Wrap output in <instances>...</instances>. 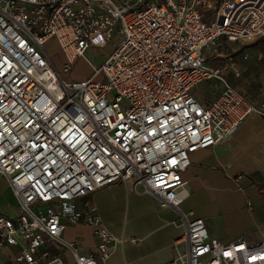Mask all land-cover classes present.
Masks as SVG:
<instances>
[{
    "label": "built area",
    "instance_id": "obj_1",
    "mask_svg": "<svg viewBox=\"0 0 264 264\" xmlns=\"http://www.w3.org/2000/svg\"><path fill=\"white\" fill-rule=\"evenodd\" d=\"M261 38L264 0H0V174L19 203L15 217L0 214V245L24 243L17 264H103L114 236L75 199L117 182L179 210L191 154L264 115L209 61ZM89 47L102 61L77 77ZM206 79L222 84L201 103L192 89ZM181 216L182 249L160 264H264V241L223 242ZM80 220L94 251L61 238Z\"/></svg>",
    "mask_w": 264,
    "mask_h": 264
},
{
    "label": "crops",
    "instance_id": "obj_2",
    "mask_svg": "<svg viewBox=\"0 0 264 264\" xmlns=\"http://www.w3.org/2000/svg\"><path fill=\"white\" fill-rule=\"evenodd\" d=\"M90 73L91 69L77 77ZM214 80L206 79L193 87L201 103L219 93L221 85L205 93V86ZM250 115L230 137L191 154L190 165L182 174L186 195L179 210L161 206L159 196L143 191L133 180L112 183L75 199L78 210L98 216L114 236L103 264L170 260L182 249V244L174 246L186 229L181 213L188 220L201 218L209 236L223 242L264 241V121ZM18 213L17 197L0 174V214L15 217ZM61 238L78 242L83 251H94L99 242L84 220L65 221ZM23 245H0V264H17L15 257Z\"/></svg>",
    "mask_w": 264,
    "mask_h": 264
},
{
    "label": "rangeland",
    "instance_id": "obj_3",
    "mask_svg": "<svg viewBox=\"0 0 264 264\" xmlns=\"http://www.w3.org/2000/svg\"><path fill=\"white\" fill-rule=\"evenodd\" d=\"M46 46L51 53L56 54L55 58L60 57L57 46L53 41L48 42ZM101 55L102 50L89 47L84 53L85 59L82 58L76 62L74 69L76 76H82L84 73L89 72L92 64L98 66L102 61ZM229 55L233 56L238 64L239 76H235L227 66ZM209 64L217 66L223 79L244 93L256 106L264 102V38L256 39L250 43L238 42L231 44L223 50L222 57L211 59ZM210 84L205 86V93L207 94L210 87L212 93L216 87H220L222 82L217 79L211 81ZM254 115L264 121V115L257 111Z\"/></svg>",
    "mask_w": 264,
    "mask_h": 264
},
{
    "label": "bare ground",
    "instance_id": "obj_4",
    "mask_svg": "<svg viewBox=\"0 0 264 264\" xmlns=\"http://www.w3.org/2000/svg\"><path fill=\"white\" fill-rule=\"evenodd\" d=\"M251 113H255V111H252Z\"/></svg>",
    "mask_w": 264,
    "mask_h": 264
}]
</instances>
